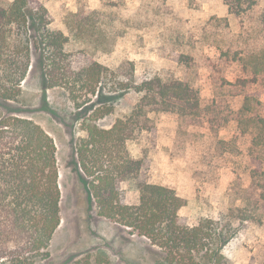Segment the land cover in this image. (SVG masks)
<instances>
[{"label": "rangeland", "instance_id": "rangeland-1", "mask_svg": "<svg viewBox=\"0 0 264 264\" xmlns=\"http://www.w3.org/2000/svg\"><path fill=\"white\" fill-rule=\"evenodd\" d=\"M8 4L0 0V6ZM229 4L239 16L229 13L223 0H76V19L72 17L76 13L64 9L49 13V29L70 37L67 49L81 48L110 70L133 62L137 85L153 77L188 80L201 98L202 113L197 121L211 118V110L205 107L213 97L223 101L216 109L217 119L203 127L193 119L151 113L149 117L156 119L153 131H143L126 144L129 156L142 160L148 183L190 197L179 212L190 227L202 218L225 216L232 199L242 197L251 182L248 153L254 146L248 134L240 132L246 128L257 134L259 129L247 128V120L237 128L229 112H238L249 97L252 113L263 116L257 103L264 105V70L244 90L232 89L230 82L237 76L253 81L252 59L264 67V37L259 32L264 0H257L250 9L246 0ZM77 24L81 30L74 33ZM39 57L32 49L31 65L17 99L0 100V117L33 121L56 146L61 224L51 241L49 258L34 264H168L163 253L145 239L97 215L73 153L75 142L86 137L81 124L94 104L76 109L66 91L46 89ZM238 60L247 63V74ZM88 88L82 86L80 93ZM137 101L133 90L115 95L110 114L98 124L110 127ZM261 170L258 179L264 184V166ZM120 188L126 204L138 203V192L126 182ZM235 205L241 206L243 201L236 200ZM232 225L235 231L223 250V264H264V224Z\"/></svg>", "mask_w": 264, "mask_h": 264}, {"label": "trees", "instance_id": "trees-1", "mask_svg": "<svg viewBox=\"0 0 264 264\" xmlns=\"http://www.w3.org/2000/svg\"><path fill=\"white\" fill-rule=\"evenodd\" d=\"M223 1L229 13L239 16L229 4L231 0ZM233 1L240 5L245 0ZM246 1L250 9L257 0ZM50 22L40 0H13L0 6V100L17 99L31 65L32 49L38 51L46 89L66 91L76 109L94 104L91 115L81 124L86 137L75 142L73 153L97 215L145 239L163 253L168 264H223V250L235 231L232 222L264 224V184L258 179L264 166V105L257 103L263 116L252 113L251 99L246 97L238 112H229L237 128L247 120V128L259 129L257 134L246 128L240 132L248 134L255 147L248 153L253 169L244 195L232 199L228 213L219 220L202 218L190 227L179 215L186 201L171 188L148 183L142 160L131 158L126 144L143 131H153L156 119L149 117L151 113L193 119L203 127L217 119L216 109L223 101L213 97L205 107L211 110V118L199 122L196 116L202 113L201 98L188 80L153 77L137 85L133 62L110 70L81 48L67 49L70 37L50 30ZM259 26L264 37V10L259 13ZM79 27L81 24L74 33L81 30ZM237 62H242V72L247 74V63ZM250 66L253 81L237 76L230 82L232 89L244 90L259 80L257 75L264 67L255 59ZM82 86L89 87L83 95ZM128 90L136 92L137 103L110 127H101L98 123L110 114L114 96ZM58 176L53 138L29 119L0 117V264H34L49 258L51 241L61 224ZM123 182L138 192L137 204L124 202ZM236 200H242L243 205H235Z\"/></svg>", "mask_w": 264, "mask_h": 264}, {"label": "crops", "instance_id": "crops-1", "mask_svg": "<svg viewBox=\"0 0 264 264\" xmlns=\"http://www.w3.org/2000/svg\"><path fill=\"white\" fill-rule=\"evenodd\" d=\"M6 1L8 3H11L13 0H6ZM40 2L45 6V8L48 10L50 14H53L54 10H59V9L61 12L63 11V9L69 13L77 12L76 0H40ZM59 28L62 29L61 27ZM156 185L163 186L162 184H156ZM176 194L184 200H188L190 198L189 196L185 195L184 192L177 191Z\"/></svg>", "mask_w": 264, "mask_h": 264}]
</instances>
